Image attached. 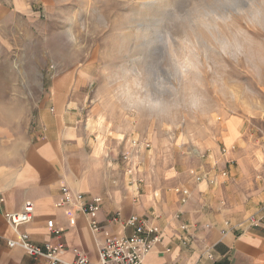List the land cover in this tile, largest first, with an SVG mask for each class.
<instances>
[{
  "label": "rangeland",
  "instance_id": "obj_1",
  "mask_svg": "<svg viewBox=\"0 0 264 264\" xmlns=\"http://www.w3.org/2000/svg\"><path fill=\"white\" fill-rule=\"evenodd\" d=\"M53 111L80 114L123 173L133 152L137 172L187 166L228 183L232 167L240 190H264V0H55L2 14L0 148L21 151Z\"/></svg>",
  "mask_w": 264,
  "mask_h": 264
},
{
  "label": "crops",
  "instance_id": "obj_2",
  "mask_svg": "<svg viewBox=\"0 0 264 264\" xmlns=\"http://www.w3.org/2000/svg\"><path fill=\"white\" fill-rule=\"evenodd\" d=\"M54 1L0 0V16L24 17L33 9L49 8ZM143 169L142 184L137 189L129 187L109 142L99 143L80 114L53 111L41 115L31 142L21 151L0 148V264H47L44 259L7 247L6 240L12 239L13 233L3 213L19 212L25 202L34 205V218L21 228L22 232L35 246L63 244L62 258L66 261H71L72 251L78 249L96 263L102 231L130 235V230L106 223L108 217L119 213L122 218L138 216L161 230V243L144 258V264H264V190H240V179L234 178L236 168L229 167L228 183L213 175L215 186L206 181L195 183L187 166H157L149 168L150 172ZM62 186L86 199L101 198L100 211L95 215L101 232L96 237L87 219L73 207L56 208ZM174 188L188 191L185 204L179 203ZM176 215L178 220L174 219ZM249 216L261 220L260 225L250 227L246 223ZM47 220H53L54 228L61 231L58 237L47 230ZM181 224L187 226L191 237L188 246L181 244L187 237L179 229ZM208 246L212 248V261L205 256Z\"/></svg>",
  "mask_w": 264,
  "mask_h": 264
},
{
  "label": "built area",
  "instance_id": "obj_3",
  "mask_svg": "<svg viewBox=\"0 0 264 264\" xmlns=\"http://www.w3.org/2000/svg\"><path fill=\"white\" fill-rule=\"evenodd\" d=\"M136 142H132V147L135 148ZM223 153L225 151L223 150ZM133 152L124 153L120 156V161L125 165V175L129 177V184L133 188L142 184V179L139 177L137 167L132 161ZM225 177V174H222ZM193 181L199 183L206 181L208 185L215 186L217 180L214 177H208L203 173L197 174ZM173 193L178 197L180 204H185L189 198L187 190L174 188ZM3 199L0 198V205ZM102 200L99 197L86 199L81 193L74 192L69 188L62 186L60 188V196L55 206L58 209L73 207L76 213L84 216L88 222V228L96 237L101 232L99 222L95 219V215L100 211ZM68 217V215H66ZM34 218V205L31 202H25L19 212L3 213V219L6 225L11 229L13 238L6 240L7 247L10 249H20L25 254L34 259H44L47 264H144V258L151 252L153 247L161 243V230L151 222L138 217L130 216L122 218L119 213H115L108 217L106 223L108 225H117L123 231L130 230V235L115 236L107 231H102L103 242L98 244L97 262L92 263L78 249L72 251L73 259L66 261L62 258L65 247L63 244L46 242L42 247L33 245L29 236L22 232L21 228L28 225ZM175 220L179 219V215L174 216ZM246 223L250 227H258L261 220L255 216H249ZM53 220L46 221V228L49 233L55 237L61 234V231L54 228ZM224 226L228 227L229 223L224 222ZM206 228H208L206 226ZM179 229L185 233L187 237L181 239L183 246H188L190 238L188 236V228L185 225H180ZM169 252V250H166ZM205 256L208 260H213L212 248L210 246L205 249Z\"/></svg>",
  "mask_w": 264,
  "mask_h": 264
},
{
  "label": "clouds",
  "instance_id": "obj_4",
  "mask_svg": "<svg viewBox=\"0 0 264 264\" xmlns=\"http://www.w3.org/2000/svg\"><path fill=\"white\" fill-rule=\"evenodd\" d=\"M193 103H195V100L193 101Z\"/></svg>",
  "mask_w": 264,
  "mask_h": 264
},
{
  "label": "bare ground",
  "instance_id": "obj_5",
  "mask_svg": "<svg viewBox=\"0 0 264 264\" xmlns=\"http://www.w3.org/2000/svg\"><path fill=\"white\" fill-rule=\"evenodd\" d=\"M229 127H230V125H229ZM228 149V148H227Z\"/></svg>",
  "mask_w": 264,
  "mask_h": 264
}]
</instances>
